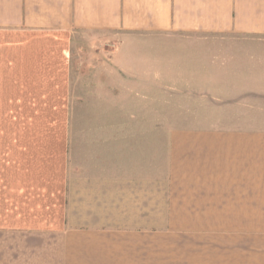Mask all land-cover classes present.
<instances>
[{
  "label": "crops",
  "instance_id": "1",
  "mask_svg": "<svg viewBox=\"0 0 264 264\" xmlns=\"http://www.w3.org/2000/svg\"><path fill=\"white\" fill-rule=\"evenodd\" d=\"M118 31L163 48V134L68 111ZM0 264H264V0H0Z\"/></svg>",
  "mask_w": 264,
  "mask_h": 264
},
{
  "label": "rangeland",
  "instance_id": "2",
  "mask_svg": "<svg viewBox=\"0 0 264 264\" xmlns=\"http://www.w3.org/2000/svg\"><path fill=\"white\" fill-rule=\"evenodd\" d=\"M85 36L84 44L82 43L83 46L80 48L82 54L79 52L78 55L76 54L73 65L77 75L75 78L81 77V73H85L87 66L91 64L95 67L91 80L96 84L89 86L90 80H76V96L70 97L68 103V107L74 106L72 112L68 110L71 117L75 120H92L93 126L101 124L100 119H118L125 125L121 128L124 134L143 133V130L147 128L132 126V124H141L139 121L136 123L132 120L149 119L156 125L150 127L149 133H154V129L155 134H163V120L166 114L168 118H173L177 111L165 108L164 80L156 78V88L153 89L147 79L148 66L156 70L158 66L159 69H163V48L149 47L147 40L151 38L150 35L133 37L129 32L118 31L116 33L105 32L96 36L86 34ZM122 36L125 37L124 39H136L145 43L143 46L132 45L133 43L121 46ZM116 54L121 55L112 58ZM151 54L153 57L149 60ZM109 66H114L125 78L121 75L119 77ZM137 72L141 74L142 79L136 78ZM160 75L162 76V73ZM102 76L109 78L107 83L101 84L103 83L100 79ZM168 82L173 83L174 80L169 79ZM170 99L173 100V98ZM85 100L88 101L84 105ZM93 126V130L97 129ZM76 129H84V127H76Z\"/></svg>",
  "mask_w": 264,
  "mask_h": 264
}]
</instances>
